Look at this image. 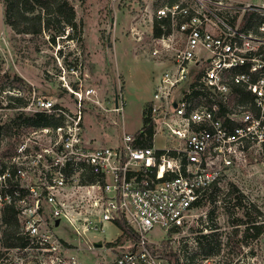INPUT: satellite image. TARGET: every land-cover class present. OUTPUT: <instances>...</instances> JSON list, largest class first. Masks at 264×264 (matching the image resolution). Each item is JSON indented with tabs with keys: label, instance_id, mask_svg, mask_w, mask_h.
<instances>
[{
	"label": "built area",
	"instance_id": "obj_1",
	"mask_svg": "<svg viewBox=\"0 0 264 264\" xmlns=\"http://www.w3.org/2000/svg\"><path fill=\"white\" fill-rule=\"evenodd\" d=\"M152 18L164 21L159 28L167 33L153 37L151 57L164 68L146 107L151 145L138 147L135 135L123 132L117 145L91 149L77 117L67 130L57 127L59 139L35 156L18 147L25 158L13 177L0 174V189L10 178L24 190L17 218L25 246L10 248L22 256L6 264H85L80 248L57 233L61 222L79 238L104 234L120 219L133 235L94 264H168L158 256L161 242L195 229L220 184L245 167L251 151L262 150L264 0L166 1ZM113 112L123 118L122 100ZM36 170L39 191L29 181ZM28 196L33 204L25 207ZM11 199L0 192V206ZM155 229L163 233L158 241L149 238Z\"/></svg>",
	"mask_w": 264,
	"mask_h": 264
},
{
	"label": "rangeland",
	"instance_id": "obj_2",
	"mask_svg": "<svg viewBox=\"0 0 264 264\" xmlns=\"http://www.w3.org/2000/svg\"><path fill=\"white\" fill-rule=\"evenodd\" d=\"M166 1L67 0L77 28L57 36L59 25L54 18L36 34L18 33L4 23V3L0 0V124L17 111L37 110L56 123L47 128L48 133L30 127L12 128L19 150L25 148L30 157L35 156L59 139L57 127L67 130L77 117L81 139L91 149L113 147L123 132L134 135L141 128L143 109L164 68L151 57L155 47L152 14ZM238 1L255 4L260 0ZM16 26L30 28L21 21ZM13 98L26 105L16 108ZM117 100L124 104L122 119L113 112ZM4 142L1 132L0 145ZM154 145L163 148L159 138ZM37 175L36 170L29 181L36 183L39 191ZM24 184L21 180L20 185ZM220 185L210 204L202 209L207 213L200 216L197 227L181 233L173 243L167 237L160 244V254L171 250L174 264H264V151H251L245 167ZM29 204H33L30 196L24 206ZM247 219L263 226L255 238L244 237ZM3 228L0 223V231ZM20 228L21 223L18 231ZM58 230L80 248L77 256L85 264L109 260L127 244L122 232L111 225L104 234L89 233L79 238L72 236L63 222ZM162 237L159 229L149 234L152 241ZM93 240L101 241L102 247L90 249ZM0 252V264H6L9 257L22 256L1 245Z\"/></svg>",
	"mask_w": 264,
	"mask_h": 264
},
{
	"label": "trees",
	"instance_id": "obj_3",
	"mask_svg": "<svg viewBox=\"0 0 264 264\" xmlns=\"http://www.w3.org/2000/svg\"><path fill=\"white\" fill-rule=\"evenodd\" d=\"M172 3L174 0H167ZM4 3V23L7 26L14 28L18 33H30L36 34L40 30L41 26L48 27L51 18L56 19L58 23L57 36L64 35L77 28V24L74 22V12L69 6L67 0H3ZM21 21L27 23L30 28L23 27L17 28L16 22ZM30 22V24H28ZM164 21L153 20L152 37H159L162 33L166 34L159 28V23ZM166 25V24H165ZM38 27V29H35ZM69 30V31H68ZM51 42L54 43V38L51 36ZM17 102V106H25L26 103L19 99L13 98ZM56 126L52 120L49 119L41 111L33 113H24L17 111L13 117H9L5 122L0 124L1 132L5 135V142L0 145V174L7 170L11 177H13L17 168L21 167L22 161L21 154L18 153V146L16 140L12 138V128L19 129L20 127L43 129L50 126ZM134 135L136 138L135 145L138 147H147L151 145L152 126L149 123V119L146 116V109L142 112V125ZM146 135V140H142L141 135ZM264 151V144L262 147ZM5 187L0 189L1 194H11L12 199L7 204H2L0 207V223L4 226L0 231V245L2 248H22L25 246V242L21 236H19V226L17 215L19 207L17 202L24 195V190L19 187V183L10 178L4 181ZM4 186V185H3ZM19 191V196L13 195L15 191ZM245 234L244 237H257L263 229V226H259L255 221L247 219L245 222ZM116 227L122 232L125 239L130 238L133 235L131 228L123 221L117 220ZM205 237V236H203ZM1 255V252H0ZM159 257L166 259L168 264H174L175 255L170 250L165 254H159Z\"/></svg>",
	"mask_w": 264,
	"mask_h": 264
},
{
	"label": "water",
	"instance_id": "obj_4",
	"mask_svg": "<svg viewBox=\"0 0 264 264\" xmlns=\"http://www.w3.org/2000/svg\"><path fill=\"white\" fill-rule=\"evenodd\" d=\"M115 105H116V103H115ZM57 223H58V221L55 222L56 225H57ZM93 247L94 248H100V247H102V242L101 241L94 242L93 243Z\"/></svg>",
	"mask_w": 264,
	"mask_h": 264
}]
</instances>
